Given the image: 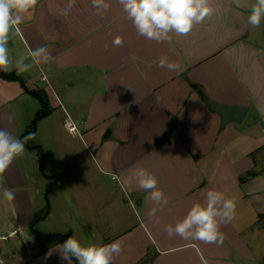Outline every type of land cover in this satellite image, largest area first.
I'll use <instances>...</instances> for the list:
<instances>
[{"label": "crops", "instance_id": "obj_1", "mask_svg": "<svg viewBox=\"0 0 264 264\" xmlns=\"http://www.w3.org/2000/svg\"><path fill=\"white\" fill-rule=\"evenodd\" d=\"M68 2L38 0L10 36L13 65L23 56L33 66L10 71L16 80L0 77V128L24 134L40 109L29 91L44 92L50 112L0 174V236L31 233L4 246L5 254L0 245V259L68 264L58 244L45 248L29 228L48 207L36 230L74 236L85 246L118 240L123 251L113 264H264V20L257 28L247 23L255 0L241 8L209 0L212 15L159 43L138 35L119 0H107L110 9L99 14L91 0H76L64 15ZM116 37L122 46L114 45ZM42 45L51 58L33 63L29 53ZM161 57L178 69L160 67ZM204 97L242 105L246 115L221 126ZM33 147L43 151L41 167ZM140 168L156 176L166 205L129 182ZM53 177L47 202L39 201V181L46 187ZM6 189L13 200L4 198ZM208 191L236 202L233 219L220 227L223 244L169 237L166 226L205 204Z\"/></svg>", "mask_w": 264, "mask_h": 264}, {"label": "clouds", "instance_id": "obj_2", "mask_svg": "<svg viewBox=\"0 0 264 264\" xmlns=\"http://www.w3.org/2000/svg\"><path fill=\"white\" fill-rule=\"evenodd\" d=\"M38 0H0V71L10 72L15 70L17 75L27 72L33 66L26 63L21 56L13 62L9 58V40L11 34L19 30V25L24 21V14L34 9ZM76 0H69L64 15H68L75 6ZM92 7L99 11L107 12L111 5L107 0H91ZM123 12L132 21L138 35L156 42L170 41L171 33L178 36L188 34L195 24L202 23L206 17L213 14L214 9L209 0H119ZM237 8L245 7L244 0H233ZM264 20V0H255L250 6L247 23L252 28L260 26ZM115 46H122L121 37L113 41ZM33 63L51 58L48 48L44 45L29 53ZM159 66L166 67L168 71H176L178 65L169 62L166 57H161ZM35 136L28 133L18 137L5 128H0V174H3L13 160L25 150L27 141ZM135 180L139 187L149 192V198L157 205L167 204V198L162 190L157 187L156 176L147 169L136 170L129 178ZM4 198L13 200L15 194L11 190H4ZM157 208H153L149 215L155 217ZM236 210V202L226 199L219 191H208L206 203H195L186 216L174 226H166L169 237L179 236L185 240H199L204 243L223 244L224 234L220 231L222 223L230 222ZM60 258L72 264L73 258L77 264H113L116 257L123 251L120 241L110 244L83 245L80 240L70 236L62 244L55 247ZM50 250L46 256H51ZM0 264H4L0 260Z\"/></svg>", "mask_w": 264, "mask_h": 264}, {"label": "trees", "instance_id": "obj_3", "mask_svg": "<svg viewBox=\"0 0 264 264\" xmlns=\"http://www.w3.org/2000/svg\"><path fill=\"white\" fill-rule=\"evenodd\" d=\"M0 77L7 79V80H16L18 77L13 72H4L0 71ZM199 92L200 89L193 85ZM29 93L38 100L40 103V109L35 113L31 123L29 124L27 130L24 132V134L21 136H26L28 133H34L36 131L37 123L40 119L45 117L50 112V106L48 102L47 95L42 91H29ZM25 146H28V142L25 144ZM36 148L39 151V157H40V167L43 163V151L40 147H33ZM53 182L49 183L47 186V189L45 191V196L49 193V191L54 187L55 184V178L53 177ZM48 207H46L45 211L42 213H36L34 217L31 219L29 223V228L33 235H35L37 238H39L43 243L44 247L48 248L51 245L55 244H62L66 239L69 238V235L62 234V233H51V234H45L41 233L38 230L35 229V225L42 219H44L48 214ZM73 264H77L76 260L73 258Z\"/></svg>", "mask_w": 264, "mask_h": 264}, {"label": "water", "instance_id": "obj_4", "mask_svg": "<svg viewBox=\"0 0 264 264\" xmlns=\"http://www.w3.org/2000/svg\"><path fill=\"white\" fill-rule=\"evenodd\" d=\"M210 110L217 112L221 116V126L231 121H241L247 112V109L242 105H229L211 101L208 98H203Z\"/></svg>", "mask_w": 264, "mask_h": 264}, {"label": "rangeland", "instance_id": "obj_5", "mask_svg": "<svg viewBox=\"0 0 264 264\" xmlns=\"http://www.w3.org/2000/svg\"><path fill=\"white\" fill-rule=\"evenodd\" d=\"M34 154H36V153H30V155H34ZM38 158V157H37ZM36 176L38 175L37 173H34ZM39 186H40V193L38 194V197H39V201H46L47 200V196H45V191H46V189H47V186L45 187L44 185H43V183H42V181L40 180L39 181ZM47 202V201H46ZM130 209V207L129 208H127L126 209V211H127V213L129 214V211L131 210H129ZM42 212V211H41ZM41 212H39V213H41ZM130 215H132L131 214V212H130ZM50 220H49V218L43 223V224H41V226H39L40 228H43V230H48L49 228L46 226L47 224H48V222H49ZM72 218H71V220H69L68 221V223L70 224V223H72ZM94 230H96V229H93V231L91 230V235L92 236H94L95 235V233L94 234H92L93 232H94ZM25 234H27V235H29V234H31L30 232H29V230L28 229H25V233L23 232H19V235H17V238L16 237H14V238H16L17 240H20V242H22V241H24V239L22 238V236H24ZM106 236H108V235H106ZM14 238H9L8 240H2V239H0V245L2 246L1 248V251L5 254V250H4V246H7V245H9V244H12V242L14 241ZM103 240H104V238L102 239V241L100 242V244H102V242H103ZM20 245H15V251L18 249V247H19ZM4 264H6V263H4Z\"/></svg>", "mask_w": 264, "mask_h": 264}, {"label": "built area", "instance_id": "obj_6", "mask_svg": "<svg viewBox=\"0 0 264 264\" xmlns=\"http://www.w3.org/2000/svg\"><path fill=\"white\" fill-rule=\"evenodd\" d=\"M68 128H69L70 132H76V126L75 125H69ZM17 233H18L17 230L10 231V232H8L7 235L0 236V239L7 240L9 236H15ZM0 260H2V259H0Z\"/></svg>", "mask_w": 264, "mask_h": 264}]
</instances>
